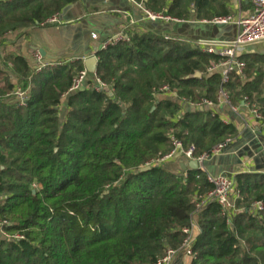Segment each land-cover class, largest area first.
Returning a JSON list of instances; mask_svg holds the SVG:
<instances>
[{"label": "trees", "instance_id": "obj_1", "mask_svg": "<svg viewBox=\"0 0 264 264\" xmlns=\"http://www.w3.org/2000/svg\"><path fill=\"white\" fill-rule=\"evenodd\" d=\"M74 1L0 0V39L46 25ZM137 1L184 20L231 13L229 0ZM126 34L128 42L97 51L96 78L87 76L75 92L69 89L85 69L81 59L39 72L21 56L2 63L10 61L29 96L25 105L10 102L14 86L0 69V222L23 236H0V264H156L167 249L180 247L196 204L212 186L199 169H141L169 152L171 137L202 153L238 129L209 110L157 98L167 85L187 101L215 100L220 76L205 73L215 54L145 27ZM240 58L246 68L230 77L231 102L247 96L264 115V57ZM195 72L201 76L191 78ZM96 79L103 89H94ZM235 182L240 198L230 224L215 203L197 212L190 264H264V174L241 173ZM255 201L263 203L257 213Z\"/></svg>", "mask_w": 264, "mask_h": 264}, {"label": "crops", "instance_id": "obj_2", "mask_svg": "<svg viewBox=\"0 0 264 264\" xmlns=\"http://www.w3.org/2000/svg\"><path fill=\"white\" fill-rule=\"evenodd\" d=\"M229 8V15H247L252 6L250 0H229ZM57 15L58 23L18 29L0 39V69L9 75L14 87L20 84L16 74L9 67L10 61H6L5 66L2 64L8 56L25 58L30 69L36 72L38 62L33 54L38 50L34 49L35 47L43 50L40 54L42 63L46 65L84 60L92 56L107 37L119 32L126 33L129 29L138 30L148 24L140 8L129 0H75ZM188 20L197 22L193 17ZM152 29L162 36L194 42L198 39L230 41L236 34V27L233 25L199 26L160 22L154 24ZM243 53L264 57L261 53L247 52L245 48ZM162 96L158 100L165 98V95ZM63 104L60 107L61 117L65 109ZM221 114L237 127L238 134L227 146L224 154L206 163L207 171L211 174L226 172L234 176L241 173L264 174V126L255 124L246 109L240 110V116L227 110H222ZM185 163L184 159L178 156L166 162L165 167L174 172H183ZM172 264H190V261L178 254Z\"/></svg>", "mask_w": 264, "mask_h": 264}, {"label": "built area", "instance_id": "obj_3", "mask_svg": "<svg viewBox=\"0 0 264 264\" xmlns=\"http://www.w3.org/2000/svg\"><path fill=\"white\" fill-rule=\"evenodd\" d=\"M134 5H137L143 13V18L146 21L154 23H166V24H199V25H220L227 26L233 25L236 27V34L233 40L230 41H217L208 39H198L195 41L202 49L203 52L209 54H215L218 58L211 60L206 67V74L217 73L220 76V85L216 93L215 100L201 99L200 101H187L183 97H179L175 90L170 89L167 85L161 86L158 89L157 98L163 97V99H169L176 102L184 110H199L208 109L212 113H216L220 116L223 123H229V120L222 116V110H227L231 114L240 116V110L246 109L255 124L258 126H264V115L258 110V108L252 104L247 96H243L242 100L238 104H233L230 99V94L227 90V85L230 82V77L233 74L242 75L245 68V62L240 58L243 54V48L249 44L258 43L264 41V0H250L252 9L247 15H227L221 17H214L210 20H199L197 22L184 20L176 17H171L164 12H153L145 8L141 1L129 0ZM242 1V0H241ZM58 23V15H53L46 21V25ZM45 24H41L44 26ZM95 38V36H92ZM164 38H169L165 36ZM129 38L125 32H119L110 37H107L99 45V49H105L110 45L120 42H128ZM34 58L38 62L36 72H39L42 68L47 66L42 63V57L39 51L34 52ZM86 60V59H84ZM84 60H82L84 62ZM9 67L12 68V64L9 63ZM87 78V70H81L73 79L69 89L70 92L79 90ZM96 78V75H95ZM20 84V83H19ZM105 86L96 79L95 90L103 89ZM29 96L28 88L25 89L20 84L15 86L13 90L7 95L10 102L17 103L19 105H25ZM182 113V112H180ZM234 141V137H228L222 142L216 144L208 152L197 153L195 145L184 146L182 141L171 137V149L164 156L152 160L146 164L151 165H163L166 162L174 159L178 156L184 159L185 162L196 161L198 169L206 174L207 181L212 186L204 197L196 204V211L194 212L191 223L188 227L183 229L185 237L178 249H167L165 254L158 260L156 264H172L175 256L178 254L189 259L190 263L195 258L196 252L194 251V242L197 232L196 214L207 203H215L220 207L221 214L226 218V223L230 224V215L237 211L236 202L240 198L239 192L236 190L235 176L226 172H219L217 174H211L207 171L206 163L212 158L224 154L228 145ZM263 209L262 201H255L252 205L251 211L257 213ZM5 222H0V236L8 240H20L23 236L19 234H10L4 229L2 225Z\"/></svg>", "mask_w": 264, "mask_h": 264}, {"label": "water", "instance_id": "obj_4", "mask_svg": "<svg viewBox=\"0 0 264 264\" xmlns=\"http://www.w3.org/2000/svg\"><path fill=\"white\" fill-rule=\"evenodd\" d=\"M148 24L150 25H145V28L153 31L152 29V26L156 23L154 22H150V21H147ZM181 25H188V24H181ZM202 26V25H200ZM217 26H220V25H217ZM154 32V31H153ZM156 33V32H155ZM160 34V33H159ZM164 37L166 35H163ZM34 49L38 50L39 52L43 53V50L42 49H39L37 47H35ZM99 50V48H97L95 50V52H93V55L90 56L89 58H87L86 60H84L83 64L85 66V69L87 70V76L88 78L90 79H94L95 78V70H96V65H97V58H96V54H97V51ZM201 76V73L200 72H195L194 75L191 76V78H199ZM83 88L81 87L80 90H82ZM240 129L242 128V126L239 127ZM185 167L183 170H187V169H190V170H197L198 169V165L196 163V161H188L185 163ZM150 166H145L144 168L141 169V171H145L147 169H149Z\"/></svg>", "mask_w": 264, "mask_h": 264}, {"label": "rangeland", "instance_id": "obj_5", "mask_svg": "<svg viewBox=\"0 0 264 264\" xmlns=\"http://www.w3.org/2000/svg\"><path fill=\"white\" fill-rule=\"evenodd\" d=\"M211 17L214 18L213 16H211ZM211 17H208L207 20L212 19ZM245 50L247 52H250V53H261V54H264V41H261V42H258V43H254V44H249V45H247L245 47ZM261 68H262V70H264V58H263V62L261 64Z\"/></svg>", "mask_w": 264, "mask_h": 264}]
</instances>
